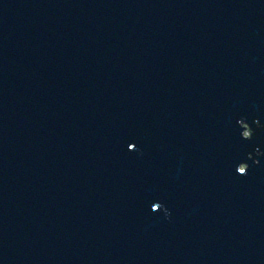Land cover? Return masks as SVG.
Instances as JSON below:
<instances>
[{
    "label": "water",
    "instance_id": "water-1",
    "mask_svg": "<svg viewBox=\"0 0 264 264\" xmlns=\"http://www.w3.org/2000/svg\"><path fill=\"white\" fill-rule=\"evenodd\" d=\"M0 264H264V0H0Z\"/></svg>",
    "mask_w": 264,
    "mask_h": 264
}]
</instances>
